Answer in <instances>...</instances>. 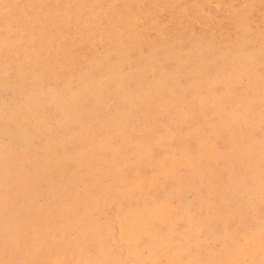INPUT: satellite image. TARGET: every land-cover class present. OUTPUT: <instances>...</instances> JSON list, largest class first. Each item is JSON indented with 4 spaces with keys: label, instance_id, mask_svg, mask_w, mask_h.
<instances>
[{
    "label": "rangeland",
    "instance_id": "374dc122",
    "mask_svg": "<svg viewBox=\"0 0 264 264\" xmlns=\"http://www.w3.org/2000/svg\"><path fill=\"white\" fill-rule=\"evenodd\" d=\"M0 264H264V0H0Z\"/></svg>",
    "mask_w": 264,
    "mask_h": 264
}]
</instances>
